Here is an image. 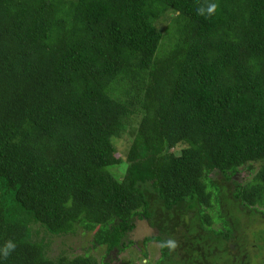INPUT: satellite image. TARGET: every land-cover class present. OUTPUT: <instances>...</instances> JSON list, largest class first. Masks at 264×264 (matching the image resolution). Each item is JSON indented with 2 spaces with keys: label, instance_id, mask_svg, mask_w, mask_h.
I'll use <instances>...</instances> for the list:
<instances>
[{
  "label": "trees",
  "instance_id": "trees-1",
  "mask_svg": "<svg viewBox=\"0 0 264 264\" xmlns=\"http://www.w3.org/2000/svg\"><path fill=\"white\" fill-rule=\"evenodd\" d=\"M139 223L155 264H264V0H0V264Z\"/></svg>",
  "mask_w": 264,
  "mask_h": 264
},
{
  "label": "rangeland",
  "instance_id": "rangeland-1",
  "mask_svg": "<svg viewBox=\"0 0 264 264\" xmlns=\"http://www.w3.org/2000/svg\"><path fill=\"white\" fill-rule=\"evenodd\" d=\"M164 22V23H163ZM168 25V19L165 21H160V27L163 30L166 29ZM138 120H136V123ZM131 135L130 133H128ZM123 135L120 139L115 142V147L118 151L120 157L125 159V153L130 143V137ZM261 163L254 164L255 171L248 174L245 168H242L241 173L237 176V179L246 183L247 180L252 179L257 170L260 168ZM111 172L116 177L124 176L126 173V166H119L111 169ZM137 229L133 232L132 238L135 242L134 246L120 254L119 252H113L107 254L106 248H98L97 250L93 247L94 234L85 231L82 227L78 226L76 233L67 237H50L46 236L44 232L41 236H46L47 242L49 243L48 255L51 258H56L59 256H69L75 257L79 255H92L99 261L102 260L104 263L108 264H145L151 263L155 264L161 257L160 245L157 243H148L145 247L139 246L140 241H144L151 237L152 230L151 227L145 223H139ZM34 230H40L39 227L34 226ZM142 244V243H141ZM147 253L148 258L145 259L144 255Z\"/></svg>",
  "mask_w": 264,
  "mask_h": 264
},
{
  "label": "clouds",
  "instance_id": "clouds-1",
  "mask_svg": "<svg viewBox=\"0 0 264 264\" xmlns=\"http://www.w3.org/2000/svg\"><path fill=\"white\" fill-rule=\"evenodd\" d=\"M207 11H208L209 14L215 13L217 11V5L216 4H212L211 7H209ZM201 14L203 15L204 13L202 12ZM8 248L9 249L14 248V245L10 243L8 245ZM4 254L7 255V250L4 251Z\"/></svg>",
  "mask_w": 264,
  "mask_h": 264
}]
</instances>
